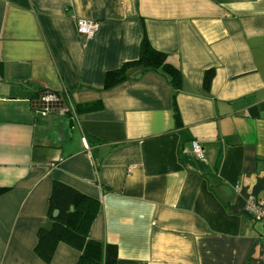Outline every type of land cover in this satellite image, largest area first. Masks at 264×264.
Segmentation results:
<instances>
[{
	"label": "crops",
	"instance_id": "1",
	"mask_svg": "<svg viewBox=\"0 0 264 264\" xmlns=\"http://www.w3.org/2000/svg\"><path fill=\"white\" fill-rule=\"evenodd\" d=\"M143 35L178 88L134 67L104 89ZM42 91L66 111L34 113ZM54 181L99 201L89 237L115 264H264L245 211L264 194V0H0V264L77 263L63 242L34 253Z\"/></svg>",
	"mask_w": 264,
	"mask_h": 264
},
{
	"label": "trees",
	"instance_id": "2",
	"mask_svg": "<svg viewBox=\"0 0 264 264\" xmlns=\"http://www.w3.org/2000/svg\"><path fill=\"white\" fill-rule=\"evenodd\" d=\"M140 67L142 71H160L176 90L180 82V71L167 59V55L154 49L143 35L136 60L126 62L119 68L106 72L104 89L128 79L130 68ZM213 71L207 70L203 78V87L209 89ZM174 118L178 121V111L172 96ZM75 109V108H74ZM77 111V109H75ZM6 191L0 186V194ZM100 208L99 201L68 185L54 181L48 198V227H40L36 232L34 253L45 263H49L58 243L63 242L77 250L79 258L76 264H115V247L92 240L89 230ZM57 211L54 216L53 212Z\"/></svg>",
	"mask_w": 264,
	"mask_h": 264
},
{
	"label": "built area",
	"instance_id": "3",
	"mask_svg": "<svg viewBox=\"0 0 264 264\" xmlns=\"http://www.w3.org/2000/svg\"><path fill=\"white\" fill-rule=\"evenodd\" d=\"M97 26V23L91 20L81 18L76 20L77 32L84 39L91 38L96 32ZM30 106L33 112L41 117L53 111H66L60 94L53 91L40 92L38 97L30 102ZM191 151L198 158H201L203 155L202 148L197 142L192 143ZM245 211L251 220L259 222L264 226V194L260 196H248L245 203ZM261 236H264V231H262Z\"/></svg>",
	"mask_w": 264,
	"mask_h": 264
},
{
	"label": "water",
	"instance_id": "4",
	"mask_svg": "<svg viewBox=\"0 0 264 264\" xmlns=\"http://www.w3.org/2000/svg\"><path fill=\"white\" fill-rule=\"evenodd\" d=\"M56 214H57V211H54V212H53V215L55 216Z\"/></svg>",
	"mask_w": 264,
	"mask_h": 264
}]
</instances>
